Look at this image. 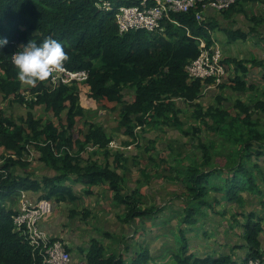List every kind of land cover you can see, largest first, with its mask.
Wrapping results in <instances>:
<instances>
[{
  "label": "trees",
  "instance_id": "1",
  "mask_svg": "<svg viewBox=\"0 0 264 264\" xmlns=\"http://www.w3.org/2000/svg\"><path fill=\"white\" fill-rule=\"evenodd\" d=\"M135 1L138 0H0V37L8 40L0 48V94L5 99L15 96L16 102L25 104L24 97L18 94L23 82L17 77L12 54L29 39L39 43L47 37L55 38L65 49L67 58L64 63L68 69L88 72L89 98L101 107L117 111L121 119L119 127L124 128L127 135L135 136L137 125L155 118H168V115L173 116L175 126L181 127L176 104L172 100L182 97L200 108L198 118L210 116L216 124L214 131L227 138L232 152L225 166L214 165L207 154L208 147L202 146L201 164L183 171L182 181L187 190L184 197L188 200L183 223L192 225L198 216L207 215L205 209L211 204L206 199L215 190L222 195L215 198L214 203L218 208L228 202L243 209L246 193L261 196V206L264 207V193L259 190L261 183H264V125H261L264 115L255 116L259 112L264 113V101L254 104L238 102L236 108L240 114L236 117L218 109L203 113L197 101L202 97L205 83L214 80H192L187 71V66L200 56L196 37L204 38L211 46L214 44L213 31L219 29L225 32L231 42L246 41L264 24V17L253 14L248 18L253 27L246 33L242 29L222 27L207 17L206 13L203 22L198 23L196 10L199 7L186 14H176L174 17L182 26L176 27L166 22L164 33L137 30L122 34L115 18L116 8L122 3ZM104 2L111 3L112 10L97 6ZM237 7L236 3L222 11V16L230 18ZM245 61L225 58L224 65L227 71L235 69L247 75L250 73V63ZM252 65L255 68L264 67V61L254 59ZM50 80L51 74L32 88L34 97L29 102L30 111L25 118L13 120L0 109V147L14 156L8 157L0 166V264H43V258L34 252L25 237L15 231L13 216L16 211L6 205V198L26 189L33 193L41 192V198L53 200L57 204L66 201L74 204L79 197L68 181L90 186L110 183L111 189L118 190L122 180L117 172L109 169L108 164L84 163L82 153L88 146H96L104 152L102 155H109L113 138L107 135L99 123H90L87 133L81 132L84 141L75 138L77 119L85 115L78 87H52ZM128 88L135 89L131 102L125 100L124 96ZM37 106H45L57 122L35 120L32 111ZM117 106H120L119 110ZM194 132L200 133V129L195 128ZM31 150L38 154L35 160L52 171V175L44 177L43 182L32 178L30 173L22 175L16 171L21 168L26 172L29 165L25 157H30ZM261 158L262 164L255 162ZM86 193H90V190ZM117 199L128 206L125 218L128 223L158 212L156 208L143 210L135 194L119 195ZM218 213L226 215L227 211ZM237 217L243 228V243L236 244L234 249L247 250L243 263L263 258V215L241 210ZM176 242L180 246L175 254L177 264H237L230 254L219 257L193 254L182 230ZM147 257L146 253L140 254L129 264H144L149 261ZM87 263L125 264L121 258L104 255V248L96 240L92 241Z\"/></svg>",
  "mask_w": 264,
  "mask_h": 264
},
{
  "label": "rangeland",
  "instance_id": "2",
  "mask_svg": "<svg viewBox=\"0 0 264 264\" xmlns=\"http://www.w3.org/2000/svg\"><path fill=\"white\" fill-rule=\"evenodd\" d=\"M240 3L245 11L252 10L264 17V0L246 5L243 0H239L237 6ZM218 14L222 16V13ZM238 19L236 24L240 23L241 26L235 25L246 32L249 31L251 24L246 22L244 16L241 15ZM215 22L220 26L225 23L218 20ZM229 25L232 26V23ZM234 28L238 27L234 26ZM220 31L217 29L215 32L226 41L227 50L224 52L221 48L226 59L246 60L245 62L250 63L248 64L250 73L245 75L235 69H229L225 82L222 83L223 86H214L209 91L202 90V97L197 103L204 110L203 113L209 109H218L228 112L231 117H236L240 114V110L236 108L238 102L254 104L264 101V67L255 68L252 65L254 59L264 61V27L261 26L259 33L250 36L247 41L239 40L235 43L228 41V36ZM34 86L23 82L18 94L24 97L25 104L16 102L15 96L5 99L0 94V109L13 120L25 118L30 111L29 102L34 97L32 94ZM85 88L87 87L83 85L78 88L85 115L82 119H77L75 138L84 141L81 132L87 133L88 124L99 123L113 141L109 147L111 152L109 155H102L104 152L96 146H88L85 153H82L85 158L84 163L108 164L109 169L117 172L122 180L118 190L111 189L110 183H101L98 186L80 184L84 190H90V193L75 190L80 196L78 201L76 204L63 202L64 207L60 206L59 214L55 211V207L60 203L54 202V214L48 218L57 214L61 217L62 222L58 225L61 238L58 239L69 245L72 255L70 264H88L87 255L90 253L93 240L98 241L104 248V255L121 258L125 264L145 253L149 256L147 257L149 261L144 264H177L175 254L178 253L177 249L180 246L176 242V237L180 230L184 231L190 252L193 254L198 256L209 254L217 257L230 254L237 264H242L244 258L238 257L240 249L234 250L236 244L243 243L241 236L243 228L238 223L237 214L245 210L264 217L261 196L246 193V204L243 209L228 202H224L221 208H218L214 203L215 198L222 195L215 190L213 195L206 199V202L211 204V207L205 209L207 215L198 216L195 224L183 223L188 202L187 197H184L187 190L182 181L183 171L201 164L202 146L208 147L207 154L216 166H225L226 159L232 152V146L227 138L214 131L216 124L211 117L203 115L198 118L200 108L181 97L172 100V103L176 104L175 110L178 112L181 127L175 126L173 116L168 115V118H155L143 125L135 126V136H130L125 133L124 128L119 127L121 119L118 117V112H112L96 104L89 98L88 90H84ZM134 95L135 89L128 88L124 92L125 100L130 102L134 100ZM119 108L120 106H117V110ZM32 114L35 120H41L43 123L48 120L57 122L53 113L45 106H37ZM262 115L264 113L259 112L255 116L258 118ZM261 125H264V117ZM195 128H199L200 133L194 132ZM31 152L29 158L25 157L29 165L26 172L21 168H17L16 171L18 173L20 171L22 175L47 174L49 169L35 160L38 156L36 151L31 150ZM10 156L0 147V166L2 161ZM261 161L262 158L255 162L262 164ZM259 190L264 193V183H261ZM126 194H135L141 201L143 210L156 208L158 212L155 215L126 222L128 206L117 199L119 195ZM10 197L6 198V202L12 203L10 208H16L18 198L15 195ZM224 210L227 211L226 215L218 213ZM262 241L264 242V237ZM242 254L245 255L244 249Z\"/></svg>",
  "mask_w": 264,
  "mask_h": 264
},
{
  "label": "built area",
  "instance_id": "3",
  "mask_svg": "<svg viewBox=\"0 0 264 264\" xmlns=\"http://www.w3.org/2000/svg\"><path fill=\"white\" fill-rule=\"evenodd\" d=\"M239 0H141L131 6H120L116 13V20L121 33L131 30H147L153 33H164L165 23L169 22L176 27L182 26L174 17L176 14L189 13L196 10V21L202 23L204 14L211 10L222 12L228 10ZM98 7L112 10L111 3H99ZM199 43L200 56L187 66L192 80L205 82L213 79L212 83H205V91L218 87L225 82L227 70L224 65L225 55L219 45L209 46L202 37H196ZM88 79L84 70L72 71L63 62L62 67L51 74L50 85L83 84ZM19 208L13 216L15 231L20 233L33 248L34 252L43 258V264H70L71 252L59 240L53 241L42 228V222L54 213V202L41 198L35 202L28 200L24 192L20 194ZM245 264H264L263 258L250 259Z\"/></svg>",
  "mask_w": 264,
  "mask_h": 264
},
{
  "label": "clouds",
  "instance_id": "4",
  "mask_svg": "<svg viewBox=\"0 0 264 264\" xmlns=\"http://www.w3.org/2000/svg\"><path fill=\"white\" fill-rule=\"evenodd\" d=\"M140 1L141 0H138L137 2L135 1L134 3L128 2L119 5L115 11V18H116L117 10L120 6L123 5L131 6L134 4H138ZM217 13H221V12H217ZM131 31H137V30H131ZM7 43H8L7 38L0 37V48H3V46H5ZM18 49L19 50H17L12 54V63L17 69V77L20 81L31 85H35L38 82L44 81L45 79L49 78L50 74H52L54 70L62 67L63 62L67 58L65 49L62 46V44L57 39L52 37H47L42 42L39 43L29 39V41L26 44H22ZM88 80H89V74L87 81ZM87 81L84 82L83 84H73L70 85L69 87L78 86L79 88L83 85L88 88ZM10 157H13V155ZM3 162L4 160L2 161V163ZM24 191L25 190H21L18 192L20 194L21 192Z\"/></svg>",
  "mask_w": 264,
  "mask_h": 264
},
{
  "label": "crops",
  "instance_id": "5",
  "mask_svg": "<svg viewBox=\"0 0 264 264\" xmlns=\"http://www.w3.org/2000/svg\"><path fill=\"white\" fill-rule=\"evenodd\" d=\"M243 2L245 3V5L247 4V3H254V4H256L257 2H258V0H249L248 2H245L244 0H243ZM242 11H244V12H242ZM253 14L254 15H258V16H260V14H258V13H255V12H252V10H251V12H247V11H245L243 8H241V3H240V5L237 7V10H235V12H234V14L230 17V18H226V17H223V16H221L220 14H218L217 12H214V11H211V10H209L207 13H206V15H207V17H210L212 20H214V21H216V20H218V21H224L225 23L223 24V25H221L222 27H224V26H226V27H231L232 29H234V30H238V29H241V27H239V26H236V25H240L241 26V24L240 23H238V24H236V21H237V19L241 16V15H243L244 16V18L246 19V22H249L250 23V21H249V19L248 18H251L252 16H253ZM238 20H240V19H238ZM229 23H232V26H230L229 25ZM236 24V25H235ZM251 24V27H250V29H249V31L251 30V28L253 27V23H250ZM234 26L235 27H238V28H234ZM261 26H263L264 27V24H262V25H260V27ZM260 29V28H259ZM259 29L257 30V32L259 33ZM243 30V29H242ZM216 32H217V30H215ZM215 31H213V40H214V43H216L217 45H219L223 50H224V52L227 50V49H225V44H226V41H224L223 40V38L222 37H220ZM243 31H245V30H243ZM249 31H245L246 33H248ZM220 32H222V33H224L225 34V32L224 31H220ZM225 36H227V35H225ZM228 38V37H227ZM249 39V38H248ZM247 39V40H248ZM246 40V41H247ZM229 41V40H228ZM239 41V40H238ZM242 41V40H241ZM235 42H237V41H235ZM234 42V43H235ZM84 90H88L87 91V93H89V88H85ZM3 149V148H2ZM9 153V152H8ZM10 155L12 156V154L10 153ZM18 173V172H17ZM19 174H20V171H19ZM52 175V171L51 170H49L48 172H47V174H45V175H41V176H34V175H32V178H34L35 180H37V181H39V182H43V179H44V177H46V176H51ZM68 184H70V185H72L73 186V188H74V191L75 190H78V191H82V192H86V190H84V188L82 187V186H80V184H78V183H75L73 180H70V181H68ZM22 190H25L24 191V194L26 195V197L28 198V200H30V201H32V202H35V201H37V200H39V199H41V192H37V193H33L32 191H30V190H26V189H22ZM21 191V190H20ZM78 191H75V194L78 196V197H80L78 194H77V192ZM21 194V193H20ZM20 194H19V192L17 193V194H15V196H16V198H18V202H17V207L15 208H13V209H15V211L19 208V203H20V200H21V198H20ZM11 198V197H10ZM7 201V199L5 200V203H6V205L7 206H9V208L10 207H12V203H8V202H6ZM74 204H76V203H74ZM72 205V204H71ZM60 206H63V204L61 203L60 205H58V206H56L55 207V211L56 212H58V214H59V212H60ZM74 206V205H73ZM64 207V206H63ZM56 208H57V210H56ZM73 210L72 211H74V208H72ZM54 214V213H53ZM58 214L56 215V216H51L50 218H46L43 222H42V224H41V226H42V228L44 229V231L48 234V235H50L51 236V238L52 239H56V240H59L58 238H61V236H60V231H59V224L62 222V221H60V216H58ZM262 237H264V235H262ZM59 241H61V240H59ZM264 243V242H263ZM65 244V243H64ZM242 244V243H241ZM66 246H69V245H67V244H65ZM234 250H238V249H234ZM245 250V249H244ZM239 254H238V257H245L246 256V254H247V250H245V255L243 256V254H242V249H240L239 251ZM244 262V261H243Z\"/></svg>",
  "mask_w": 264,
  "mask_h": 264
},
{
  "label": "bare ground",
  "instance_id": "6",
  "mask_svg": "<svg viewBox=\"0 0 264 264\" xmlns=\"http://www.w3.org/2000/svg\"><path fill=\"white\" fill-rule=\"evenodd\" d=\"M30 144V143H29ZM32 145V144H31ZM33 147V146H32ZM37 149V148H36ZM10 154V153H9ZM14 157V156H13Z\"/></svg>",
  "mask_w": 264,
  "mask_h": 264
}]
</instances>
